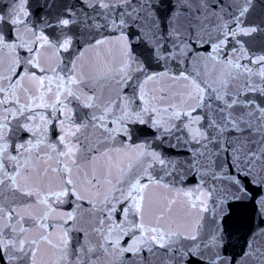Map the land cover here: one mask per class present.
<instances>
[{
    "label": "snow or ice",
    "instance_id": "6c2138e0",
    "mask_svg": "<svg viewBox=\"0 0 264 264\" xmlns=\"http://www.w3.org/2000/svg\"><path fill=\"white\" fill-rule=\"evenodd\" d=\"M0 264H264V0H0Z\"/></svg>",
    "mask_w": 264,
    "mask_h": 264
}]
</instances>
